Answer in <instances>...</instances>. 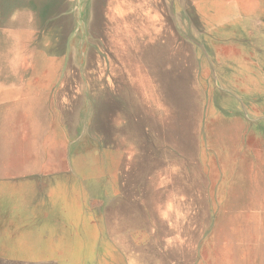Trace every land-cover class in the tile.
Listing matches in <instances>:
<instances>
[{
  "label": "rangeland",
  "instance_id": "1",
  "mask_svg": "<svg viewBox=\"0 0 264 264\" xmlns=\"http://www.w3.org/2000/svg\"><path fill=\"white\" fill-rule=\"evenodd\" d=\"M115 179L172 264H264V0H0V264H81L20 195Z\"/></svg>",
  "mask_w": 264,
  "mask_h": 264
},
{
  "label": "crops",
  "instance_id": "2",
  "mask_svg": "<svg viewBox=\"0 0 264 264\" xmlns=\"http://www.w3.org/2000/svg\"><path fill=\"white\" fill-rule=\"evenodd\" d=\"M111 185L115 187L105 189L97 197L93 196L89 189L70 191L74 192L73 195H42L36 194L37 192L33 195L29 193L24 195L21 193L20 196L24 198L25 206L22 214L26 218L28 214L26 199L28 196L36 198L34 199V214L30 212L29 218H27L33 223L35 229L32 236L34 241H30V243L40 245L43 253L47 246H52L55 248L54 251H57L56 245H86L87 247H84L78 254L77 260L81 261V264H172L167 253L159 247V243L155 244L153 233L148 231V226L139 209L138 191L123 187L116 179L112 181ZM53 196L63 197V199L55 200V203L50 202V198ZM64 197H67V201ZM31 214L32 217H30ZM60 216H65L64 224L57 220V217ZM26 218H23L25 223ZM74 221L76 223H73ZM140 229H144L147 234L144 243L153 245V250L141 254L120 251L119 246L121 245L140 244ZM96 237L99 239L98 244L113 246V252L97 251L91 256L86 255L85 250L89 248L90 239ZM154 245H157L159 249L157 248V250ZM61 254L59 256L60 263L57 259L54 264H61V262L64 264L71 259V253ZM53 257L51 256L50 259L52 260Z\"/></svg>",
  "mask_w": 264,
  "mask_h": 264
}]
</instances>
